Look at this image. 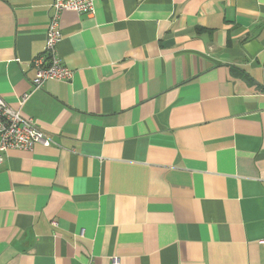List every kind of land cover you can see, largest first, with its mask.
Instances as JSON below:
<instances>
[{"label": "crops", "instance_id": "1", "mask_svg": "<svg viewBox=\"0 0 264 264\" xmlns=\"http://www.w3.org/2000/svg\"><path fill=\"white\" fill-rule=\"evenodd\" d=\"M51 3L0 0V96L55 142L6 153L0 264H264V0L65 11L34 91Z\"/></svg>", "mask_w": 264, "mask_h": 264}, {"label": "built area", "instance_id": "2", "mask_svg": "<svg viewBox=\"0 0 264 264\" xmlns=\"http://www.w3.org/2000/svg\"><path fill=\"white\" fill-rule=\"evenodd\" d=\"M94 7V0H52L48 11L49 25L44 52L33 60L36 72L32 82L34 91L41 89L51 80L69 82L72 79V69L63 62L58 53V46L62 40L61 17L65 11L90 14L94 12ZM30 95L22 97V104ZM38 144L50 147L55 142L50 135L40 129L33 117L23 115L21 110L12 108L0 96V168L10 149L32 150ZM87 264H95L94 259L91 258Z\"/></svg>", "mask_w": 264, "mask_h": 264}]
</instances>
